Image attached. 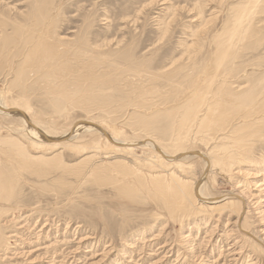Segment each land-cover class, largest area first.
<instances>
[{
  "label": "rangeland",
  "instance_id": "1",
  "mask_svg": "<svg viewBox=\"0 0 264 264\" xmlns=\"http://www.w3.org/2000/svg\"><path fill=\"white\" fill-rule=\"evenodd\" d=\"M246 1L0 0L1 100L25 109L54 137L85 120L122 142L152 138L167 154L222 157V142L203 129L191 128L180 147L175 141L198 93L209 86L222 93L225 68L230 83L244 77L250 82L243 88L262 90L264 0ZM243 4L256 16L239 27L233 23ZM249 23L253 33L244 44ZM224 34L233 60L227 67L220 62ZM30 37L48 41L49 50L31 51L32 44L23 45ZM48 54L57 58L52 67L44 65ZM39 77L55 81L62 95H45ZM20 121L0 114V264H264V130L244 157L230 168L217 164L204 179V196L228 195L218 205L223 210L195 206L184 216L169 211L149 177L175 173L200 181L199 157L160 166L149 147L119 153L100 134L84 131L67 147L38 149Z\"/></svg>",
  "mask_w": 264,
  "mask_h": 264
},
{
  "label": "bare ground",
  "instance_id": "2",
  "mask_svg": "<svg viewBox=\"0 0 264 264\" xmlns=\"http://www.w3.org/2000/svg\"><path fill=\"white\" fill-rule=\"evenodd\" d=\"M249 1H251V0H249ZM251 3H249V5H251ZM243 5H246L247 7H244V9L241 10V12H238L239 9L238 10L235 9V11L237 10L238 13L235 12L233 9V7L235 5L234 6L232 5L233 6L232 7L233 12L237 13V14L234 13L236 15V22L233 24L236 25V23H238V25H236V26H239V27H241V26L243 27L246 24L245 23L246 21L250 22V20L252 19V18H250L251 16H256V13L251 12V9L253 7L250 8L251 6L249 7L247 4H243ZM259 8H262V7H259ZM261 11H260V14L262 15L263 13H261ZM258 12H259V10H258ZM230 15L232 16V14H230ZM261 15H259V16H261ZM262 17H264V16H262ZM230 18L228 17L227 20ZM257 19H258V17H257ZM254 20H256V19H254ZM262 20H264V19H262ZM251 21L253 22V20H251ZM263 23L259 22V26H261L260 24H263ZM52 24H53V21H52ZM47 25L48 24H45V22L43 24H40V26H42V27H40V29L44 28L43 29L44 32L45 33L47 32L46 35L49 34V28L47 27ZM231 25H232V23H231ZM227 26L231 27L229 25V23ZM38 27H39V25H36V26L34 25V28H37L36 30H40ZM258 28H261V27H258ZM255 30H256V28H255ZM244 31H245V34L242 37V42H244V44H245L246 38L250 34L253 33L252 23L247 24V26L244 27L243 31H241V32L244 33ZM259 31L262 32V29H260ZM226 35L228 36L227 33H226ZM226 35L223 37V39L224 38L225 39H224L223 44L220 47V50L222 49L220 51L221 52L220 55L222 53L223 54L221 56L219 55L221 57V61H220L221 66H224V67H227L224 65L225 63H227L228 61L229 62L233 61V60L229 59L230 58L229 57V51H230L229 49H230V45H231V44H229V41L231 39L229 40L228 37H230L231 35L228 37H226ZM258 36H259V33H258ZM253 37H254V35H253ZM259 37H257V38H259ZM250 38H252V37H250ZM223 39L221 41H223ZM233 39H235V37ZM254 39H256V38H254ZM47 42H34V39L32 37H30L29 39H26V41L24 42L23 45L32 44V50L31 51H33V50L35 51V49H37V48H42L44 50L46 49V51H47V50H49L48 49L49 44ZM231 42H233V41H231ZM256 42H257V40H256ZM59 43H61V41H59ZM238 43H240V42H237L236 45ZM250 43L254 44L255 42L252 41ZM240 45H242V44H239V46ZM257 45L258 44H256V46ZM45 46H46V48H45ZM232 46L234 47L233 44H232ZM8 47L9 46H7L6 48H8ZM246 48H250V44ZM244 49H245V47H244ZM245 51H247V49H245L242 53H244ZM235 54H236V52H235ZM245 54H248V52L247 53L245 52ZM235 56H237V55H235ZM239 57H238V59H239ZM242 58H244V57H242ZM259 58H260V56H259ZM36 60H39V59L37 57H35V58H33L32 62H34ZM240 61H243V60H239L238 62H240ZM253 62H254V60H253ZM46 63L49 64V65H47L44 62V65L46 67H52L53 65L57 64V58L48 54V57L46 59ZM229 65H230V63H229ZM237 68L238 67H236L235 69H237ZM263 69H261V70H263ZM231 70H232V68H231ZM234 71H235L234 73H236V74L240 73L239 72L240 70H237V71L234 70ZM248 71H249V69L247 70V73H248ZM222 74H223V78H224L222 80V81H224L223 85H225L224 88H222V89L220 88V92H222V93L219 95L214 93V90L212 91L211 86H209L206 89H204L203 91H201L200 93H198V97L195 96L196 98H198L196 100V102H195V100L193 102V103H195V106L192 109H190V107H189V109H190L189 113L190 114L187 113L188 115L184 117L185 120L182 117V119L184 121L181 124H179L178 131H177L178 135L180 132V135L178 136L179 138H177V140L175 141V145L178 147V144H180L179 145V147H180L181 143L185 140V137H188V135H190L189 133H190L191 128H192V130L195 127H197L198 129H201V130L203 129V130L207 131L208 135L212 137L213 141H215V142L220 141L223 144L222 148H221V151L223 150L222 157H221V155H220L221 153H220L219 155H216V158L212 157L213 159H210L209 158L210 156H207V154L205 155L204 153L190 152L187 150H185L186 152H180L179 150H177V152H175V154H169V153L167 154L164 152L165 146L161 145V144L159 145V142H157L156 140H154L152 138H145L143 140H140V139L136 140L135 139V141H133V142H130V141L129 142H122V141L118 140L117 138L112 137L109 133H107V131H105L101 126H99L95 122L85 121V120L76 123L64 134L54 137L52 135H49L47 132H45L41 128H39L31 120L30 116L28 115V113L25 109H23L22 107H10L9 104H7V102L5 100H1V96H0V114L7 116V117H11V118L12 117H14V118L18 117L21 120L20 122H22V124L28 129V133L32 137V139L35 141V143L40 145V147H37L38 149L45 148L46 146H50L53 148H58L61 146L67 147L66 144H69V140H71V139L74 140L75 138L78 137V135L82 131H84L86 133L89 132L91 134L92 133L93 134L94 133L100 134L107 142L114 145L115 150L119 153L125 152V151H126V153L127 152L133 153L136 148H139V147L148 148L149 147L150 149H152L156 152V157H157V159L159 158V160H157V163L160 166H163L165 163H167L168 165L170 163L174 164V163L180 162V160L184 161L185 159H188L190 157H199L201 160L204 161V174H203V177L200 181H196L194 183H187V182L183 181L184 179L181 180L182 178L180 179L179 177H177L175 175V173L166 174L164 176H162V175L156 176L155 175L153 177H149L150 184H151L150 188H152V191H154L156 196H158V198L164 203V205L168 209L170 208L172 211L176 210L178 212H181L183 215L184 214L186 215L187 214L186 212H188L190 208L192 209L195 206H199L198 210H200L202 212V209L205 208L204 205L207 206L208 210H210V213L219 212V211H222L223 208H221V206H218V205L223 203V202L229 201V197H227L228 195H223V196L217 197V198L204 196V193H202V189H201L204 179L207 177V175L209 173L214 171L217 164H223L224 166H228L230 168L231 162L233 160L244 157V154L248 151V146L250 145V143H252L253 139L258 137V135L260 133L259 131L264 130V85H262V83H261V85H260L262 87L261 91H258L259 88L252 91L251 89H248V87L243 88L241 86V83L243 81H245V84H247V82L248 83L250 82V80L249 81L245 80V78L243 76H242L243 78H240L239 81L237 82L238 86L235 84V82H234L235 80L233 81V83H230L229 76L231 75V71L228 70V67L223 70ZM255 74H256V72H255ZM174 77H175V75H174ZM61 78H64V76L59 75V77L57 79H61ZM172 79H173V77H172ZM38 81H40L41 84L43 83L45 85V88L42 89L45 92V95L51 96V97L57 96L56 94L62 95L63 92L59 91L58 88L56 87V85L53 84L55 81H52V84L51 83L48 84L47 77H39L37 79V82ZM257 81L258 80H256L255 82H257ZM219 84H221V83H219ZM252 85H254V84L251 83V86ZM221 86H222V84H221ZM217 89H219V88H217ZM174 104H176V103H174ZM184 108H186V106ZM202 108L204 109V111L202 110ZM189 109H186V110H189ZM158 116L159 115H157V117ZM177 116H178V114H177ZM170 117L174 118L172 116H170ZM187 117H189V118H187ZM150 122H152V121L146 120V121H142V124L144 125V124L149 123L151 125ZM175 125H176V123H175ZM192 130H191V132H192ZM89 136H91V135H89ZM183 136H185V137H183ZM73 148L74 149H83V147H73ZM163 148H164V150H163ZM107 149H109V148H107ZM113 152L115 153V151H113ZM153 166H155V165H153ZM128 170H130V168H128ZM137 175L138 174H136V176ZM138 177H140V176H138ZM146 180H148V179H146ZM0 187H3V186L0 185ZM6 195L11 196L8 194H6ZM7 196L5 198H8ZM11 198H10V200H12ZM2 199H4V198L2 197L1 200ZM239 199L241 201L240 202L241 204L246 203V202H244L245 200L243 198L240 197ZM198 203L200 205H198ZM240 203H239V205H237V209L239 210V208H240L239 215L241 213ZM229 205L231 206L233 204L232 203L224 204V208L225 209L228 208ZM195 208H197V207H195ZM195 208H194V211L197 210V209L195 210ZM170 209H169V211H170ZM190 213H191V210H190ZM1 234H2V232L0 231V235Z\"/></svg>",
  "mask_w": 264,
  "mask_h": 264
}]
</instances>
